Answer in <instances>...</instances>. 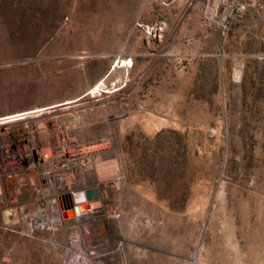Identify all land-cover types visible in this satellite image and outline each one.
I'll use <instances>...</instances> for the list:
<instances>
[{
  "label": "rangeland",
  "instance_id": "374dc122",
  "mask_svg": "<svg viewBox=\"0 0 264 264\" xmlns=\"http://www.w3.org/2000/svg\"><path fill=\"white\" fill-rule=\"evenodd\" d=\"M211 5L0 0V119L57 126L0 132V264H264V6L224 21ZM59 133L32 179L22 157ZM92 189L65 218L64 195ZM48 200L53 239L4 222Z\"/></svg>",
  "mask_w": 264,
  "mask_h": 264
},
{
  "label": "bare ground",
  "instance_id": "6f19581e",
  "mask_svg": "<svg viewBox=\"0 0 264 264\" xmlns=\"http://www.w3.org/2000/svg\"><path fill=\"white\" fill-rule=\"evenodd\" d=\"M38 111H40V110L27 111L24 113H18L15 115H11L8 117L1 118L0 120H3V121H1V123H0V125H1L0 132L2 131V129L3 130L5 129L6 131H8V130H11L13 128L17 131H22L25 134L26 133L34 134V133L39 131L38 127H40L41 125L49 126L51 129L55 130L57 128L56 124L49 123V119H47V118H44V119L36 118L40 115L32 116L33 113H35V112L38 113ZM47 113H49V112H47ZM41 116H43V115H41ZM21 120H26V121L20 122L17 124H12L16 121L18 122ZM42 134L44 135L45 133L42 132ZM64 142H65L64 135L62 133H59V135L57 137H55L54 139L50 140L43 149H40L41 150L40 155L35 153V152H37V149H36L35 152H31L29 157H27V158L22 157V160L28 161L29 163H33V165L36 164L33 166V170H32L34 175H30L32 179H35V180L38 179V177H39L38 173L40 171L39 168L44 167V163L49 158H51V156L54 154L55 147L57 145L64 144ZM66 151L69 154H83V153H85L86 150L83 148L80 149L77 146H72V147H68L66 149ZM107 171L112 172L113 174H116V167L115 166L109 167V168H107ZM7 183H8V187L10 188V190L13 191L16 188V185L18 184V178L16 176H14L13 178L8 179ZM54 187L56 188V183H54ZM1 192H2V188H0V193ZM58 195L59 194H57V196ZM77 197H78L77 198L78 201H87L84 192L79 193L77 195ZM0 202H4V199L0 198ZM90 205L92 206L91 207V209H92V208L96 207V205H98V204L90 203ZM90 205H89V203H87L86 206L82 207V209L90 208ZM32 210L33 209H23L21 213L18 211H15V210L5 211L3 213L4 222L6 224H13V223L18 221L19 216L21 214V216H22V218H21L22 227H23L25 232L33 234V235H46V236H49L51 239H53L54 238V234H53L54 227L58 226V225H64V223L62 221V213H60V208H59L57 200L56 201L48 200V202L45 204V206L41 207V209L38 210L36 215H32L33 214ZM46 217L48 218V220ZM79 217H80V219H78V222L82 221V219H83V218H81V214ZM66 218H68V217L66 216ZM67 264H90V263L89 262L84 263L82 260L76 261V262L74 260H72V261L68 260ZM98 264H103V263H98Z\"/></svg>",
  "mask_w": 264,
  "mask_h": 264
},
{
  "label": "built area",
  "instance_id": "2783aa9c",
  "mask_svg": "<svg viewBox=\"0 0 264 264\" xmlns=\"http://www.w3.org/2000/svg\"><path fill=\"white\" fill-rule=\"evenodd\" d=\"M263 6L264 0H212L211 8L212 10H221L223 20L226 21L234 16L244 15L250 10L262 8Z\"/></svg>",
  "mask_w": 264,
  "mask_h": 264
},
{
  "label": "water",
  "instance_id": "95a60500",
  "mask_svg": "<svg viewBox=\"0 0 264 264\" xmlns=\"http://www.w3.org/2000/svg\"><path fill=\"white\" fill-rule=\"evenodd\" d=\"M66 196L69 197L70 199V204H71V207L70 208H74L75 210H77V208L79 209V212L82 213L84 210L82 209L81 205L79 206H75L73 204V199H71V196L69 195H64L65 199H66ZM85 197H86V200L88 202H91V201H94V200H97L99 198V193H98V190L97 189H92V190H88L86 193H85ZM62 211L64 210H68L69 207H68V203H64L62 204V207H61Z\"/></svg>",
  "mask_w": 264,
  "mask_h": 264
},
{
  "label": "flooded vegetation",
  "instance_id": "af4514ba",
  "mask_svg": "<svg viewBox=\"0 0 264 264\" xmlns=\"http://www.w3.org/2000/svg\"><path fill=\"white\" fill-rule=\"evenodd\" d=\"M83 193V192H82ZM82 197V196H81ZM66 199H67V201L69 202V205H68V207L70 208L71 207V204H70V199H69V197H67L66 196ZM87 201H77V203H79V205H81V207H83V206H86V204L87 203H89V202H87ZM73 204H74V202H73ZM75 205V204H74ZM78 206V205H77ZM71 209V211L69 212H65L64 213V216H65V218H66V216L69 218L70 216H73V217H76V216H78V218L76 217L75 219L76 220H78V219H80V214H81V218H84L87 214H88V211H86L85 210V212L83 211L82 213H80L79 212V209L77 208V210H75L74 208H70ZM77 211V212H76ZM71 213H73V215L71 214ZM79 214V215H78ZM83 214L85 215V216H83ZM87 217V216H86Z\"/></svg>",
  "mask_w": 264,
  "mask_h": 264
}]
</instances>
